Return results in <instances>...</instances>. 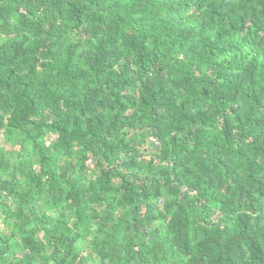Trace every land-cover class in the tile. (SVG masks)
I'll list each match as a JSON object with an SVG mask.
<instances>
[{
	"label": "trees",
	"instance_id": "1",
	"mask_svg": "<svg viewBox=\"0 0 264 264\" xmlns=\"http://www.w3.org/2000/svg\"><path fill=\"white\" fill-rule=\"evenodd\" d=\"M0 264H264V0H0Z\"/></svg>",
	"mask_w": 264,
	"mask_h": 264
}]
</instances>
